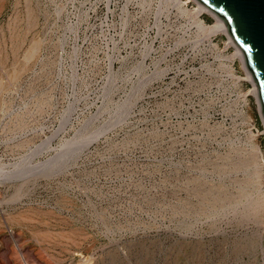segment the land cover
<instances>
[{
  "label": "rangeland",
  "instance_id": "obj_1",
  "mask_svg": "<svg viewBox=\"0 0 264 264\" xmlns=\"http://www.w3.org/2000/svg\"><path fill=\"white\" fill-rule=\"evenodd\" d=\"M72 15L0 0V264H264V125L230 50L181 40L160 80L139 28Z\"/></svg>",
  "mask_w": 264,
  "mask_h": 264
},
{
  "label": "built area",
  "instance_id": "obj_2",
  "mask_svg": "<svg viewBox=\"0 0 264 264\" xmlns=\"http://www.w3.org/2000/svg\"><path fill=\"white\" fill-rule=\"evenodd\" d=\"M163 1L71 0L72 17L75 19L82 16L100 17L101 25L103 24L113 37L123 32L131 34L132 31L139 28L142 31L141 44L137 51H129L128 56L130 55L133 61L139 58L141 62L147 63L151 71L148 76L157 75L161 78L160 80L166 77L169 71L167 61L174 56L182 40V44L187 43L193 49L206 46V48H214L227 54V51L230 50L229 59L238 61L244 72L241 79L251 83L250 79L246 78L248 75L241 57L239 53L236 54L237 50L227 37L224 29H211L217 20L210 11L195 0L169 1L171 4L178 3L186 10L185 13H180L176 5L164 9ZM204 15H208L212 19V23L207 24L203 19ZM116 20H120V22ZM180 21H185L183 23L184 29L178 28L177 25ZM197 23H200L205 30L199 31ZM113 44L115 45L117 42H113Z\"/></svg>",
  "mask_w": 264,
  "mask_h": 264
},
{
  "label": "water",
  "instance_id": "obj_3",
  "mask_svg": "<svg viewBox=\"0 0 264 264\" xmlns=\"http://www.w3.org/2000/svg\"><path fill=\"white\" fill-rule=\"evenodd\" d=\"M210 11L239 53L264 125V0H195Z\"/></svg>",
  "mask_w": 264,
  "mask_h": 264
},
{
  "label": "bare ground",
  "instance_id": "obj_4",
  "mask_svg": "<svg viewBox=\"0 0 264 264\" xmlns=\"http://www.w3.org/2000/svg\"><path fill=\"white\" fill-rule=\"evenodd\" d=\"M168 1H174V0H165V2H168ZM176 1V0H175ZM177 2V1H176ZM178 4V3H177ZM179 9L182 11V12H186V10H184L180 5H179ZM217 20V19H216ZM220 28H222L221 26H220V24H219V22L217 21L216 22V24L213 26V27H211V29H213V30H219ZM236 54L238 55V52L236 51ZM246 78H248V76H246ZM251 93H253L254 95H255V93H254V89L252 88L251 89ZM14 250V249H13ZM13 250H12V252H13ZM11 252V253H12ZM6 257V256H5ZM4 257V258H5ZM88 258V257H87ZM81 259V258H80ZM74 260V259H73ZM20 261V260H19ZM8 262V261H7ZM18 262V261H17ZM42 262V261H41ZM9 263V262H8ZM21 263V262H20ZM44 264H45V262H43ZM72 263H73V261H72ZM17 264V263H16ZM22 264V263H21ZM79 264V263H78ZM84 264V263H83ZM89 264V263H88Z\"/></svg>",
  "mask_w": 264,
  "mask_h": 264
}]
</instances>
